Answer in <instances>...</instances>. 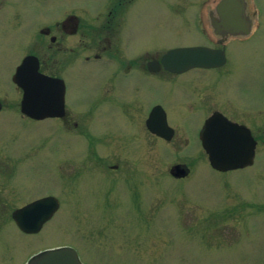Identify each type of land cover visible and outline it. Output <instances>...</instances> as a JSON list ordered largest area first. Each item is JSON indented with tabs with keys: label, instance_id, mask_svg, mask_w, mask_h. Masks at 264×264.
I'll use <instances>...</instances> for the list:
<instances>
[{
	"label": "rangeland",
	"instance_id": "374dc122",
	"mask_svg": "<svg viewBox=\"0 0 264 264\" xmlns=\"http://www.w3.org/2000/svg\"><path fill=\"white\" fill-rule=\"evenodd\" d=\"M205 1L141 0L132 19L137 44L197 45L196 14ZM50 3L36 8L56 9L60 0ZM253 31L245 42L228 46L230 79H221L212 90L218 104L238 92L246 106L258 110L261 121L249 127L257 141L251 167L226 173L210 168L197 139L208 107L200 109V116L189 112L172 122L178 135L170 143L147 136L144 127L112 125L106 118L113 116L100 117L95 110L80 127L24 117L6 124L9 118L1 116L2 167L11 173L0 174V180L12 205L53 196L60 207L37 234H23L4 221L0 264H24L61 247H72L82 264H264V21H257ZM20 37L6 30L0 38V98L5 104L20 100L10 82L20 59ZM96 80L87 73L68 80L67 106L89 103ZM178 91L167 85L169 118ZM154 95L152 90L150 98ZM102 162L118 169L107 172ZM178 164L188 169L180 180L169 175Z\"/></svg>",
	"mask_w": 264,
	"mask_h": 264
},
{
	"label": "flooded vegetation",
	"instance_id": "af4514ba",
	"mask_svg": "<svg viewBox=\"0 0 264 264\" xmlns=\"http://www.w3.org/2000/svg\"><path fill=\"white\" fill-rule=\"evenodd\" d=\"M51 1L0 0V30L17 32L21 35L17 42L20 59L10 75L11 86L17 90L20 97L22 91L12 82V77L26 57L36 59L38 73L61 80L65 94L68 80L76 79L86 73L97 77L89 103L77 104L70 108L65 102L63 116L49 120L59 121L63 126L73 122L75 127H80L81 123H85L87 116L95 110L100 112V117L113 116L111 119L106 118L112 125L134 124L135 127H144L147 136L168 143L173 141L176 134L178 135L172 122L175 124L181 121V117L189 112H195L200 116V109L206 107L210 110L201 115L203 118L197 133L198 141L205 121L215 112H220L229 121L247 128L258 123V110L246 106L238 92L218 104L212 90L221 79L225 81L230 79L232 72L228 69L231 68L232 63L227 55L228 46L232 42H245L251 37L254 32L252 30L254 20L264 21V0L253 1V7L249 9L245 6L242 13L235 8L238 24L235 23L228 30L240 32V24L244 22V25L247 24L250 28L247 36L241 33L230 35L222 29L220 14L216 9L220 0L217 3L206 0L196 14L197 28L194 33L201 41L197 45L186 47L221 50L225 62L220 67H195L180 73L168 70L162 58L169 50L181 47L156 48L146 41L145 44H137L135 35L139 34V31L133 27L132 19L136 4L141 0H60V5L56 9L49 6L46 11L42 8L40 12L36 8L37 4H51ZM24 15L27 18H22ZM4 32L0 33V38ZM89 67H96V70H91ZM192 71H195L192 78L177 81L181 76ZM168 84L178 87L177 96L180 95L179 100L173 103L171 109L173 117L170 118L165 109ZM152 90L156 96L153 99L150 98ZM73 108L76 112L70 113ZM154 109L158 113L152 123L155 126L165 123L172 130L169 140L151 133L146 127V122ZM78 110L82 112H77ZM163 113L164 122L161 117ZM4 115L9 118L6 124L13 123L17 117L26 118L20 111V103L5 104L0 98V117ZM1 132L0 129V139H2ZM181 139L182 135L178 140ZM4 147V142H0V149ZM3 159L0 151V174L7 176L11 172H7V168L2 167L6 162ZM102 164L107 172L118 169V166L108 165L106 162ZM3 181L0 180V229L4 221L9 220L21 232L13 216L18 209L30 202L14 207L9 190L5 193L6 185ZM13 196L17 197L16 192Z\"/></svg>",
	"mask_w": 264,
	"mask_h": 264
},
{
	"label": "water",
	"instance_id": "95a60500",
	"mask_svg": "<svg viewBox=\"0 0 264 264\" xmlns=\"http://www.w3.org/2000/svg\"><path fill=\"white\" fill-rule=\"evenodd\" d=\"M235 8L244 12L243 0H221L216 9L220 14V26L230 35L241 33L247 35L249 28L244 22L240 24V32L228 30L238 24ZM167 69L172 72H183L191 68H215L224 64L221 50L203 47L177 48L168 51L162 58ZM37 61L27 57L17 68L13 82L22 89L20 111L33 120L58 118L64 114V84L61 80L52 79L38 73ZM154 109L148 121L147 129L165 140L171 138V129L165 123L153 125L157 115ZM164 122V113L161 114ZM200 142L210 167L221 173L244 169L254 163L256 142L248 128L227 120L222 114L214 113L204 123L200 133ZM186 167L175 165L169 170L174 178L187 175ZM59 207L54 197H46L34 201L14 213L13 219L17 227L26 234H35L48 221ZM27 264H80L76 253L69 248H61L44 252L32 258Z\"/></svg>",
	"mask_w": 264,
	"mask_h": 264
}]
</instances>
